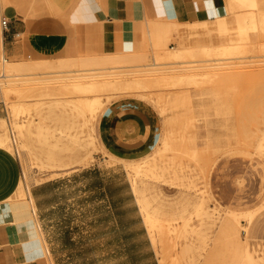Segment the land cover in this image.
<instances>
[{
  "label": "rangeland",
  "instance_id": "1",
  "mask_svg": "<svg viewBox=\"0 0 264 264\" xmlns=\"http://www.w3.org/2000/svg\"><path fill=\"white\" fill-rule=\"evenodd\" d=\"M215 1L219 14H224L223 0ZM9 2L18 5L19 12L25 15L26 20L35 19L36 14H40L42 18L49 17L47 0H0V7L4 8ZM77 3L78 0H75L74 6ZM8 8L17 10L15 6ZM227 17L231 18L228 11ZM122 24V28L114 32V36H110L104 46L101 45L100 38H93L91 42L87 38L80 39L73 50L75 54L73 58L102 57L103 55L97 53L105 48L106 51L127 52L140 57L139 61L136 58V62L125 65L129 68L125 67L123 71L152 70L155 69L151 66L154 63L159 64L156 69L176 67L175 65H160L163 62L166 63V60L162 58L163 52L157 48V37L149 33L150 21L146 22L145 18L137 15L136 20H128ZM183 29V26L178 27V31ZM179 40L177 33L174 32L169 38H161L160 41L166 43L168 49H171L177 45ZM213 42L215 44L231 42L236 44L237 48L228 55H212L197 59L201 61L208 59L206 64H214L213 60L221 58L217 63H230L229 72H224L219 77L212 76L204 79L198 77L195 82L183 83L174 88L166 82L158 84L154 82L153 85L156 86L152 87L153 90L151 88L154 92L150 91L145 97H138L146 102L130 99L106 109L107 111L118 106L132 105L140 107L148 114L153 124L150 149L146 154L137 158H125L146 162L156 157V147L153 151L152 149L165 120L163 117L167 118L170 114L160 115L158 97L162 95V102L166 101L169 93L174 91L191 97L190 104L182 106L183 113L186 114L187 122L191 127L189 128V124L185 126L184 133H189L188 136L194 137L195 142L187 141L184 153L167 151L165 153L167 159L170 160L177 155V158L179 156L180 158L175 162L177 163L175 169L154 177L155 180L153 177H130L123 168L124 162L114 161L99 142L96 145L92 142L93 138L98 141L99 114L87 121L82 117H74L72 121L73 123L76 121L78 127L75 123L71 134L77 135V140L65 137L58 140V146L53 148L54 162L43 166L35 159L32 152L35 151L37 155L38 148L45 147L46 149L47 147L48 149V146L40 144L39 137L33 136L26 140L29 149L23 150L18 144L17 124L33 123L32 128L35 129L37 123H42L47 128L49 142L55 144L56 139L60 137L56 129L61 126V122H58L59 118L55 115L58 108L53 105L49 109L47 103L49 101L45 100L44 105L33 107L32 111L30 110L27 114L23 112L13 114L9 107L16 100L10 99V102L8 100L6 102V99L0 100V105L3 107V115L0 118V150L11 158L16 177L13 193L6 202L0 204L1 221V208L5 204L19 201L28 204L27 200L32 197L33 203L36 205L39 202L40 205L41 213L36 209V219L42 231L41 237L44 236L43 240L45 239L47 243L45 247L48 250L50 205L58 199L64 200L79 196L88 200L122 199L126 201V205L131 207L125 208L127 212L124 211L121 216H106L104 219L89 217L92 218L90 219L92 220L90 222L91 237L87 240L90 248L85 256L89 259V264H127V262L135 264L129 258L137 257V254L145 252L150 247L154 251L155 264H169L170 259L167 257L178 256L187 245L190 246L189 257L182 263L189 264L196 253H205L210 248L209 245L213 239L219 236V225L216 226V224L219 219L222 220L229 216L227 211H252V217L250 220H245L240 235L256 258L264 257V29L248 30L245 35L232 29L225 35L215 34ZM252 42L255 45H252ZM93 51L96 53H92ZM0 54L1 74L4 63L2 53ZM32 57L31 53H25L22 57L13 60L30 62ZM222 58L225 59L222 61ZM205 63L201 62L200 65ZM146 64L150 66L147 68L144 66ZM137 65H143L144 68L136 67ZM25 95L27 97V94ZM22 98L24 97L21 96ZM26 99L22 100L26 101ZM51 110L56 113H51ZM215 132H218L217 135ZM213 138L217 141V145H221V150L209 149L208 143H215H211ZM222 139L226 140L221 141ZM79 143L85 144L86 147L81 148ZM84 157H86V163H78ZM173 170H176V173H173ZM212 206L218 208L217 211L219 210L218 215H213V221L209 220L212 217L207 216L205 212L202 213L205 210L209 211ZM144 214L178 230L171 231L168 235L157 232V236L154 231L152 235L145 223ZM30 219L35 225L31 213ZM54 219H56L55 214ZM93 221H98L99 229ZM94 225H96L95 231H93ZM156 237L161 240L166 237L165 243L161 240V243L158 242ZM167 241L170 244L174 243L175 246L169 245L174 247L172 250L170 248L169 252L167 245V251L170 254L164 253L165 256L167 255L164 262L161 248L166 249ZM147 259L149 260V253ZM259 264H264V261Z\"/></svg>",
  "mask_w": 264,
  "mask_h": 264
},
{
  "label": "crops",
  "instance_id": "2",
  "mask_svg": "<svg viewBox=\"0 0 264 264\" xmlns=\"http://www.w3.org/2000/svg\"><path fill=\"white\" fill-rule=\"evenodd\" d=\"M253 1V6L232 11L228 0H223L225 13L220 15L215 0H78L75 6V0H47L49 17L42 18L36 14L32 20H26L25 15L19 12L18 5L9 2V6L0 7L2 53L8 60L20 58L25 53H31L32 59L75 57L73 50L80 39L87 38L91 42L93 38H100L104 46L106 40L122 28V22L136 20L137 15L145 18L146 22L150 21L149 33H153L157 39L169 38L176 32L180 40L173 48L190 46L193 41L201 46L233 45L231 42L215 44L213 36L225 35L232 29L244 35L248 30L264 29V0ZM10 6L17 7V10L8 8ZM227 11L231 18L227 17ZM2 19L8 21L5 30L1 28ZM180 26L184 29L178 31ZM162 44L167 47L166 43ZM97 54L130 53L106 51L104 48ZM130 99L146 102L137 97L117 99L104 108L98 119V141L108 155L118 160H135L125 158L146 154L152 143V120L143 109L124 105L106 111L108 107ZM2 115L3 107L0 105V118ZM162 128L152 151L158 144ZM15 185L13 162L0 150V204L11 196ZM125 202L117 198L88 200L79 196L58 199L51 204L47 250L49 264H89L85 256L90 248L87 243L91 237L90 219L121 216L124 211L127 212L125 208L131 207ZM39 206V202L34 204V211H30L26 209V204L19 201L1 208L0 264H44L43 251L47 243L43 240L44 236L41 237L42 231L36 219ZM93 223L100 228L98 221ZM129 259L135 264H155L151 247Z\"/></svg>",
  "mask_w": 264,
  "mask_h": 264
},
{
  "label": "bare ground",
  "instance_id": "3",
  "mask_svg": "<svg viewBox=\"0 0 264 264\" xmlns=\"http://www.w3.org/2000/svg\"><path fill=\"white\" fill-rule=\"evenodd\" d=\"M228 3L230 10L232 11L254 5L253 0H228ZM1 39L2 38L0 36V52L2 53ZM158 40L157 48L163 52L162 58L164 61L166 60V63L163 62L160 65H175L176 67L156 69L159 64L154 63L151 66H154L155 69L152 70L139 69V71H123L122 69L125 67L129 68L125 65L136 62V58H138V61L140 60V57H138L136 54H110L103 55L102 57L90 56L82 59H76L73 57L58 59L42 58L32 59L30 62H25L24 60L23 62H19L20 60L15 62L12 59H6L2 53V62L4 64L2 66L3 71L0 74V100L4 101L6 99V102L10 99L12 101L16 100V102L11 103L9 107L13 114L21 112L27 114L33 107H36L37 105L42 106V104H45V100H48V108L53 105L58 108L57 113L54 110H51V113L55 112V115L57 118H59L58 122H61V126L58 128L56 127L60 137L56 139L55 144L54 142H49V138H47V128L44 127L42 123H37L35 129L32 128L33 123L28 125L18 123V144L21 146V148L23 150L29 149L27 145L28 143L26 142L27 138L31 139L33 136L39 137V143H43L44 145L48 146V149L47 147L46 149L45 147L38 148L36 151V153L38 152L37 155L35 154V151L32 152L35 155V159L40 161L43 166L46 165V163L54 162L53 148L58 146V140H62L63 137L77 140V135L71 134V129L76 123V121H74L75 123L72 121L74 120V117H82V119L87 121V119H93L97 114L100 115L106 106L117 99L125 97H145L147 93H150V91L153 90L152 87L156 86L153 85L154 82H156V84L160 82H166L171 84L174 88V86L178 87V85L180 86V84L183 83L190 84V82H195L198 77L203 79L211 78L212 76L219 77L224 74V72L230 71L229 69L231 68L228 69L230 63H217V61L221 60L220 58L219 60H213L214 64H206L208 59L207 61H204L203 59L201 61L197 58H207L211 57L212 55H228L231 52H234L237 48L236 44L201 46L193 41L190 46L168 49L167 47L163 46L160 38ZM223 59L225 58H222V61ZM201 62L206 63L200 65ZM197 63H199V65H197ZM144 66L148 68L150 64L148 66L147 64ZM144 66L137 65L136 67L144 68ZM246 70L244 69L243 71ZM25 94H27V97ZM21 96L29 100L26 99V101H24L22 100L24 98L21 99ZM158 98V110L160 115H166L168 113L170 114L167 115V118L166 116L163 117L165 120L162 125L163 128L161 137L156 146V157L151 161L139 162V159L118 160L109 155L114 161L124 162L125 165L123 168L132 178L135 176H143L146 178L153 177V180H155L154 177L172 171V169H175L177 165L175 162L178 161L177 159H179L180 156L177 158V155L169 160L167 159V155L165 153L167 151H178L180 153H184L186 150V142H195L194 137L191 135L188 136L189 133H184L186 131L184 128L185 126H188L189 123L187 122L186 114L183 113L184 110L182 106L190 104L191 97L189 95H181L180 92L174 91L169 93V97L166 101L162 102V95ZM41 119L43 120V118ZM76 126L78 127L77 123ZM189 128H191L190 124ZM215 133L217 135L218 132ZM226 138L228 139V137ZM224 140L222 139L221 141ZM219 141L220 140H218V142ZM92 142L95 145L96 143L99 144V141H97L96 138H93ZM216 142L217 141H215V138H213L211 141L212 144L208 143L209 149L212 148L217 151L221 150V145H217ZM79 145L81 148L86 147L83 143H79ZM133 162L135 163L132 164ZM78 163H86V157H84ZM173 173H176V170H173ZM158 178L160 179V177ZM27 202L28 204L25 202L22 203L26 204L27 210L34 211L32 197H30ZM210 208L212 211L211 209L209 211L204 209L205 211H202V213L205 212L207 216L210 218L212 217V219H208L213 221V215H218L219 210L217 211L218 208H213V206ZM227 213L229 216L222 220L219 219L218 223L216 224V226L219 225V236H216V240L212 237L211 239H213V242L210 243V248L206 250L205 253H196L189 264H259L261 261H264V257L256 258L254 256L253 252L249 249L246 242L243 241L240 235L241 227L243 226L245 220L251 219L252 211H227ZM144 219L152 235L154 231H156L155 234L157 236V232L161 234L166 233L168 235L169 232L178 230L177 228H172L170 225L156 221L148 214H144ZM184 226H186V224ZM165 238L163 237L162 240L157 238V240H159L158 242L161 240L165 243ZM168 243L165 245L166 249H163V247L161 248L162 254H170V248L171 250L174 248L170 247L171 244H173L172 246H175L174 243ZM167 245L170 246L168 247ZM206 245L208 246V244ZM222 246L224 247L222 248ZM167 247L169 248V252L167 251ZM189 247L190 246L188 245L185 246L178 256L171 255L167 257V255L165 256L164 254L162 255L164 258L161 257L163 259L161 260L164 261L165 257H167L170 259L169 264H183L182 261L189 257ZM43 253L45 254L44 264H49L50 256L46 247Z\"/></svg>",
  "mask_w": 264,
  "mask_h": 264
},
{
  "label": "built area",
  "instance_id": "4",
  "mask_svg": "<svg viewBox=\"0 0 264 264\" xmlns=\"http://www.w3.org/2000/svg\"><path fill=\"white\" fill-rule=\"evenodd\" d=\"M7 26H8V21L6 19H2L1 28L5 30Z\"/></svg>",
  "mask_w": 264,
  "mask_h": 264
}]
</instances>
